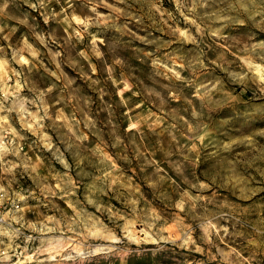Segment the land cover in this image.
Here are the masks:
<instances>
[{"label": "rangeland", "instance_id": "obj_1", "mask_svg": "<svg viewBox=\"0 0 264 264\" xmlns=\"http://www.w3.org/2000/svg\"><path fill=\"white\" fill-rule=\"evenodd\" d=\"M0 189V264H264V0H0Z\"/></svg>", "mask_w": 264, "mask_h": 264}, {"label": "built area", "instance_id": "obj_2", "mask_svg": "<svg viewBox=\"0 0 264 264\" xmlns=\"http://www.w3.org/2000/svg\"><path fill=\"white\" fill-rule=\"evenodd\" d=\"M5 209V196L3 195L2 190L0 189V213L1 211ZM5 252L4 251H0V261H4L5 259ZM3 259V260H2Z\"/></svg>", "mask_w": 264, "mask_h": 264}]
</instances>
